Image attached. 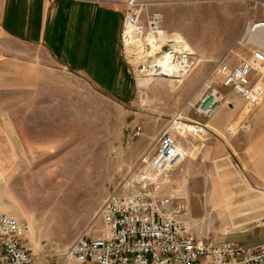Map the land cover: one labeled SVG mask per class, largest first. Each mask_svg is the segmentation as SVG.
I'll return each instance as SVG.
<instances>
[{
    "label": "rangeland",
    "instance_id": "rangeland-1",
    "mask_svg": "<svg viewBox=\"0 0 264 264\" xmlns=\"http://www.w3.org/2000/svg\"><path fill=\"white\" fill-rule=\"evenodd\" d=\"M142 1L161 12L163 27L203 61L179 83L156 78L147 90L136 86L125 103L68 71L43 67L33 58L34 47L25 52L27 58L18 53L24 47L15 43L9 44L11 52L0 47V212L29 226L27 241L36 264H61L62 251L91 223L100 228L97 214L104 199L130 175L173 117L181 112L180 123L194 125L191 121L201 115L195 116L192 105L215 65L211 59L229 50L248 57V46L239 40L247 19L262 17L264 9V0ZM251 42L264 47L254 37ZM260 111L263 120L264 93L257 105L229 96V104H221L211 116L224 127L246 122L245 130L218 133L221 139L202 126L204 137L175 132L187 156L168 178L158 179L161 188L155 197L183 204L185 222L200 239L244 246L264 241V182L243 174L244 147L231 142L253 133ZM212 192L230 212L213 210ZM224 194L231 195L228 203Z\"/></svg>",
    "mask_w": 264,
    "mask_h": 264
},
{
    "label": "built area",
    "instance_id": "built-area-1",
    "mask_svg": "<svg viewBox=\"0 0 264 264\" xmlns=\"http://www.w3.org/2000/svg\"><path fill=\"white\" fill-rule=\"evenodd\" d=\"M141 0H127L121 27L122 58L130 67L137 86L139 79L166 78L175 83L188 76L203 59L176 33L163 27V15ZM264 30L262 17L247 19L242 46L249 56L232 50L211 59L214 67L203 79V92L192 105L195 115L210 117L229 96L257 105L263 98L264 48L251 42ZM234 46H236L234 44ZM238 61H232V55ZM257 73V74H256ZM254 74L258 75L254 78ZM226 90V91H224ZM173 117L153 144L134 164L130 175L109 192L98 210L100 228L91 223L85 232L62 251V261L75 264H264V242L244 246L235 241L210 242L200 239L185 222L183 204L170 197H158L161 183L187 156L177 140V127L197 136ZM227 126L229 135L247 128ZM140 134V128L135 136ZM29 226L0 212V264H36L27 241Z\"/></svg>",
    "mask_w": 264,
    "mask_h": 264
},
{
    "label": "crops",
    "instance_id": "crops-1",
    "mask_svg": "<svg viewBox=\"0 0 264 264\" xmlns=\"http://www.w3.org/2000/svg\"><path fill=\"white\" fill-rule=\"evenodd\" d=\"M125 2L0 0V47L11 52L9 44L15 43L24 47V51L19 50L18 53L26 58L28 54L25 52L34 47L36 53L33 58L43 67L68 71L98 92L125 103L133 98L134 88H137L133 73L121 53ZM254 40L263 44L264 33ZM260 115L262 111L259 112V120L254 122L253 133L245 139H233L231 142L233 146L241 143L244 147L240 152L245 159L242 162L243 174L264 182V119ZM211 117L196 116L191 122L202 126L217 139H221L218 133L228 135L226 127L229 124L224 127L217 116ZM224 145L229 147L227 142ZM223 196L228 203L231 195ZM210 201L213 210L223 208L215 192L211 193ZM252 202L258 204L260 200ZM223 209L230 212L228 206Z\"/></svg>",
    "mask_w": 264,
    "mask_h": 264
},
{
    "label": "bare ground",
    "instance_id": "bare-ground-1",
    "mask_svg": "<svg viewBox=\"0 0 264 264\" xmlns=\"http://www.w3.org/2000/svg\"><path fill=\"white\" fill-rule=\"evenodd\" d=\"M262 34V33H264V30L263 31H259V32H257V33H255V34H253V36L252 37H259V34ZM263 43H264V41H263ZM263 47V46H262ZM264 48V47H263ZM202 58V57H201ZM203 59V58H202ZM173 82V81H172ZM153 83V80H151V79H138L137 80V86L139 87V88H141V89H143V90H147L149 87L148 86H150L151 84ZM143 102V101H142ZM146 103V102H145ZM143 105V104H142ZM188 130L191 132V130H192V128H188ZM177 131L179 132V134H184V132H186L185 130H183L182 128H179V127H177ZM206 132L205 131H200L199 133H198V135L200 136V137H204V136H206V134H205Z\"/></svg>",
    "mask_w": 264,
    "mask_h": 264
}]
</instances>
